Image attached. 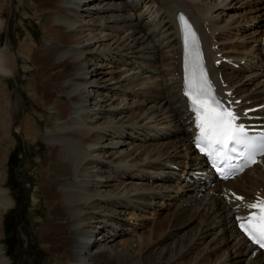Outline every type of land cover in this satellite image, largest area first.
Returning a JSON list of instances; mask_svg holds the SVG:
<instances>
[{
  "label": "bare ground",
  "instance_id": "6f19581e",
  "mask_svg": "<svg viewBox=\"0 0 264 264\" xmlns=\"http://www.w3.org/2000/svg\"><path fill=\"white\" fill-rule=\"evenodd\" d=\"M4 2L0 0V36H7L5 44L0 40V217L16 205L4 187L5 162L13 132L21 133L15 118L19 106L6 92L4 79L17 78L21 56L38 70L65 61L71 68L60 82L61 95L38 102L49 111L44 129L39 117L22 123L28 139L43 131L47 144L40 185L49 213L55 209L44 221L45 231L61 228L62 242L50 248L55 264H264V253L240 234L233 218V205L239 203L233 191L250 201L264 188V159L226 182L208 186L206 178H197L204 162L191 143L176 21L179 9L191 14L202 30L212 74L223 72L226 88L244 97L243 107L259 104L264 113V35L252 40L247 30L249 37L238 43L239 37L226 39L228 32L242 29L241 14L249 18L251 11L262 24L264 0H41L37 12L45 43L33 54L26 39L13 51L9 35L15 15L29 12L33 4L10 0L8 19ZM212 43L220 47L214 49ZM218 51L246 62L216 66ZM46 159L59 161L65 170L46 173ZM31 167L24 163L22 174L32 172ZM161 205L170 213L149 227L144 212L156 213ZM59 210L68 221L52 220ZM137 228L142 232L133 239ZM0 264L12 263L0 256Z\"/></svg>",
  "mask_w": 264,
  "mask_h": 264
},
{
  "label": "rangeland",
  "instance_id": "374dc122",
  "mask_svg": "<svg viewBox=\"0 0 264 264\" xmlns=\"http://www.w3.org/2000/svg\"><path fill=\"white\" fill-rule=\"evenodd\" d=\"M28 1L33 4L34 8H30L29 12L27 11L28 15H25L24 21L22 16L24 17L23 14H27L26 11L25 13L22 11V13L20 12L15 15L16 19L13 20L12 29L10 30L9 35L11 36V38H13V51L18 50L22 40L26 39L27 41H29L30 48H32L31 54H33L34 52H36L38 47L44 45L45 33L43 32L41 24L39 23L42 14H39V12H37V9L40 8L38 7V2L41 0ZM5 2L3 15L5 18H8L11 2L10 0H5ZM18 3L19 2L17 1L16 4ZM241 5H243V3H241ZM21 9L24 8L22 7ZM239 9L241 10V8ZM240 10L236 12L241 14ZM248 10H250V8ZM164 11L165 10L163 9L162 13H164ZM12 12L14 11L12 10ZM249 13V18H247L248 16H243L241 14L239 17V21L242 29H244L245 31H252L251 33H253L254 37L252 35L251 39L253 40L258 38L259 36L264 35V21H262V24H260L259 26L258 23H260V19L258 18V16L254 13H251V11ZM17 26L18 29H15V27L17 28ZM245 31H242V33L241 31H239L237 36L242 35L243 38H247L248 33L246 34ZM229 33L230 32L227 33L226 39L232 38L229 36ZM258 33H260V35H257ZM235 34L236 31H233V35ZM0 40L2 44H5L7 40V36L5 35V33L0 36ZM231 46L236 45H230V47ZM17 66V78L11 80L4 79V85H6V88L8 89L6 92L11 95L12 102L17 103V105L19 106V112L15 114V118L16 126L18 125V127H20L19 130L21 131V133H19L20 139H18L17 136L19 134L15 135L13 132L14 142L9 148V152L5 162V170L7 172V175L4 187L8 188L9 192L12 194V197L16 201V205L12 208H9L0 217V233L2 234H0V256L4 257L6 260H10L12 264H21L25 258V264H55L54 253L50 252V248L52 245L59 246L62 242L63 239L60 234L61 228L51 227V229H47V231H45L44 221L51 214H53L55 209H53L52 212L49 213L51 207L45 200L40 185V178L42 177L40 164L45 159L44 155L47 149V144L41 138V134L43 131L39 132L38 136H36L35 138L28 139L27 135L25 134L24 125H22V123L25 119L31 118L33 120L34 118L39 117V120L41 121L39 124L40 128L42 130L44 129V121L49 117V111L45 110V107H43V109L42 107L40 108L38 102H43L44 104L45 102L52 101L55 98H58L59 95H61L59 85L60 82L69 75L71 65L67 64L65 61L54 62L42 68L41 70H38L37 66L34 65L31 60L29 61L21 56L17 62ZM65 98L66 96H63L61 99L64 100ZM24 150L27 151L28 155L26 157V160L24 159V162H22L21 166L28 161L29 165L32 166L31 170L33 169V171L27 174L23 173V176H20L19 178L14 173V167H17V163L19 162ZM46 160H48L46 161V163L48 162L47 166L44 167V171L46 173L63 172L62 170H65L66 168V166L60 167L59 164L61 165L62 163H60L59 161H52L50 159ZM60 177H62V179L66 178L65 176L61 175ZM47 178L53 179L54 177H51L49 175L47 176ZM20 179H22V182L19 181ZM31 179L34 184L31 188L30 194L25 197L23 195H25L24 193L29 188ZM60 179L61 178H59V180ZM55 180H57V177L55 178ZM150 183L152 182L150 181ZM33 192L35 195L33 194ZM157 209L158 212L156 213L154 211H152L151 213L144 212V222L148 223L149 227L154 224V221L156 219H161L165 214H168L171 211L169 210V208L165 207ZM146 219L148 221H146ZM52 220L56 222H66L69 220V217L65 215L63 210H59L53 216ZM196 226L197 225L195 223L189 226L192 227L190 228V233L194 232ZM17 229L19 230L20 234L17 233ZM140 232L142 231H139V228H137L132 232L130 236L134 235L132 236L133 239H137L140 237ZM21 236L22 241L24 240V246L22 245V241L20 240ZM156 246L157 245L153 243L152 245H150V248L154 250ZM24 247L26 248V253H24L23 251ZM222 250L224 251L222 252ZM222 250L220 251L222 253L227 251L225 250V248H223ZM24 254L26 255V257L23 260H20L23 256H25ZM108 264L111 263L109 262Z\"/></svg>",
  "mask_w": 264,
  "mask_h": 264
},
{
  "label": "snow or ice",
  "instance_id": "6c2138e0",
  "mask_svg": "<svg viewBox=\"0 0 264 264\" xmlns=\"http://www.w3.org/2000/svg\"><path fill=\"white\" fill-rule=\"evenodd\" d=\"M180 19L183 22L186 51L185 95L199 129L197 146L208 156L225 160L229 158V153L237 152V146H240L244 149L245 158L255 163L257 154L264 155V133L256 137L249 136L245 126L237 123L240 118L238 114L215 98L204 71L196 33L182 16ZM247 207L259 211L238 218L247 221L239 226L254 243L264 247V200H257Z\"/></svg>",
  "mask_w": 264,
  "mask_h": 264
},
{
  "label": "water",
  "instance_id": "95a60500",
  "mask_svg": "<svg viewBox=\"0 0 264 264\" xmlns=\"http://www.w3.org/2000/svg\"><path fill=\"white\" fill-rule=\"evenodd\" d=\"M27 192H29V191H27Z\"/></svg>",
  "mask_w": 264,
  "mask_h": 264
}]
</instances>
